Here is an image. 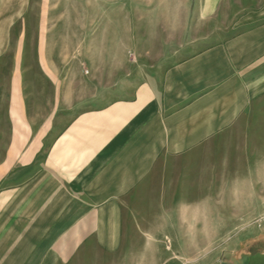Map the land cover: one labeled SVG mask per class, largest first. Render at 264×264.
Returning a JSON list of instances; mask_svg holds the SVG:
<instances>
[{"label": "crops", "instance_id": "obj_1", "mask_svg": "<svg viewBox=\"0 0 264 264\" xmlns=\"http://www.w3.org/2000/svg\"><path fill=\"white\" fill-rule=\"evenodd\" d=\"M44 6L0 0V264H174L189 171L222 145L264 160V0H196L185 47L201 51L86 95L71 84L68 100L30 72L45 64L30 39ZM246 254L264 264V235Z\"/></svg>", "mask_w": 264, "mask_h": 264}, {"label": "rangeland", "instance_id": "obj_2", "mask_svg": "<svg viewBox=\"0 0 264 264\" xmlns=\"http://www.w3.org/2000/svg\"><path fill=\"white\" fill-rule=\"evenodd\" d=\"M195 5L196 0H45L44 9H31V28L39 24L43 31L30 34L31 44L37 36L44 41L45 64L30 65V72L46 74L51 84L56 79L64 100L71 84L86 95L85 84L129 82L161 72L202 50L185 47L198 39L192 31ZM42 85L30 81L31 90ZM235 157L240 154L222 145L203 169L189 171V191L174 193L175 200L189 202L174 210L183 213L174 219L183 224L185 237L183 255L174 264L231 263L264 235V160Z\"/></svg>", "mask_w": 264, "mask_h": 264}, {"label": "water", "instance_id": "obj_3", "mask_svg": "<svg viewBox=\"0 0 264 264\" xmlns=\"http://www.w3.org/2000/svg\"><path fill=\"white\" fill-rule=\"evenodd\" d=\"M251 255L244 254L239 258H234L231 263H222V264H250Z\"/></svg>", "mask_w": 264, "mask_h": 264}]
</instances>
